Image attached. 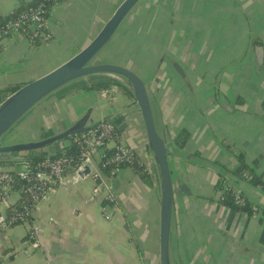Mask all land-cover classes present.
Instances as JSON below:
<instances>
[{"label":"crops","instance_id":"obj_1","mask_svg":"<svg viewBox=\"0 0 264 264\" xmlns=\"http://www.w3.org/2000/svg\"><path fill=\"white\" fill-rule=\"evenodd\" d=\"M34 1L0 0V20ZM121 1L60 0L48 17L51 40L31 45L22 34L6 38L0 91L18 89L68 60ZM253 41L264 47V0H139L96 61L122 64L146 82L157 130L174 149L168 157L170 264H264V65L255 61ZM108 88L114 91L102 96L103 89L71 82L36 103L6 137L30 143L109 120L146 168L103 173L117 201L111 220L102 216L105 193L91 194V178L53 186L26 223L0 231V264H159L160 176L133 94L123 83ZM181 129L188 132L183 148L175 143ZM74 137L9 156L54 154ZM10 161L3 166L17 165ZM223 184L261 212L252 216L222 204ZM6 213L0 203V217ZM29 229L39 244L25 254Z\"/></svg>","mask_w":264,"mask_h":264},{"label":"built area","instance_id":"obj_2","mask_svg":"<svg viewBox=\"0 0 264 264\" xmlns=\"http://www.w3.org/2000/svg\"><path fill=\"white\" fill-rule=\"evenodd\" d=\"M59 2L60 0H35L33 5L1 19L0 46L6 38L20 34L25 35L31 45L51 40L53 33L48 17L51 7ZM113 91L114 88L107 87L102 90V96H109ZM73 143L77 146L73 155L62 150L58 155L49 154L33 163L26 160L16 163L12 169L5 168L0 163V203H6L8 206L20 202L18 209L0 217V231L26 223L33 210L48 199L53 186L76 183L84 177L94 180L92 196L97 197L102 192L105 193L102 216L106 220L113 218L117 201L110 185L105 181L104 171L109 169L110 173H115L126 166L146 168V162L139 159L135 152L121 141L117 127L109 120L97 122L80 131L75 135ZM84 166L89 168V172L80 175L78 170ZM244 176L249 178L247 174ZM229 190L232 191L234 205L247 206L252 216L261 212L258 205L250 203L240 192L230 189L226 184L221 186L219 201L223 200V192ZM38 244L36 232L29 229L21 251L29 254Z\"/></svg>","mask_w":264,"mask_h":264},{"label":"water","instance_id":"obj_3","mask_svg":"<svg viewBox=\"0 0 264 264\" xmlns=\"http://www.w3.org/2000/svg\"><path fill=\"white\" fill-rule=\"evenodd\" d=\"M138 1L122 0L97 34L77 53L46 74L22 85L0 103V163L9 160V158L12 160L23 158L20 156L10 157L9 154L45 147L70 135H76L97 122L103 121V119H100L87 127L79 129H66L36 142L9 143L8 137H6L9 129L40 100L71 82L89 76L104 75L117 79L131 91L138 105L146 131L147 143L160 176L159 264H170L169 237L174 204V183L168 157L174 154V149L157 130L146 82L132 69L122 64L95 61L96 57L108 46L121 22ZM252 53L255 56L256 63L263 66V45L258 41H253ZM171 65L188 87L187 77L180 65L175 61H171ZM88 172L89 168L87 166L78 170L80 175ZM179 187L187 194L191 193L185 183H179Z\"/></svg>","mask_w":264,"mask_h":264},{"label":"trees","instance_id":"obj_4","mask_svg":"<svg viewBox=\"0 0 264 264\" xmlns=\"http://www.w3.org/2000/svg\"><path fill=\"white\" fill-rule=\"evenodd\" d=\"M34 3H35V1L32 2L31 4H29L28 6H31ZM23 8H21V9H23ZM21 9H19V10H21ZM73 83L79 89H90V88L105 89V88L111 86L112 84L122 86V83L120 81H118L117 79L110 77V76H104V75L89 76L86 79H79V80L74 81ZM16 90H17V88H10V89H6V90H1L0 91V103L5 99L6 96H9L11 93H13ZM187 139H188V132L184 129H181V131L178 133V135L175 138V143L178 147L183 148L187 142ZM62 150L65 151L69 155H73L77 151V146L74 143H72L69 146H66V147L59 149L56 153H54L52 155H58ZM46 155H49V154H43L40 152H38V153L33 152L31 155H26L25 157H23L20 160H14V161H10V162L21 163L22 161L26 160V161L33 163L35 161L42 159ZM6 163H9V162L1 161V164H6ZM107 171L109 172V169L105 170L104 172H107ZM252 180L254 181V183L258 184L256 179L252 178ZM17 184L18 185L20 184V182L18 180H17ZM220 202L222 204L229 206L231 208H234V209H238V210L241 209V210H247L248 211L247 206L239 207V206L234 205L233 195H232L231 190L223 192V200H221ZM19 207H20V202H15V203L9 204L7 206V211L10 212V211L16 210Z\"/></svg>","mask_w":264,"mask_h":264},{"label":"rangeland","instance_id":"obj_5","mask_svg":"<svg viewBox=\"0 0 264 264\" xmlns=\"http://www.w3.org/2000/svg\"><path fill=\"white\" fill-rule=\"evenodd\" d=\"M106 49V48H105ZM104 49V50H105ZM105 55V53H104V51L102 52V54H100V55H98L97 57H96V60L95 61H99L103 56Z\"/></svg>","mask_w":264,"mask_h":264}]
</instances>
